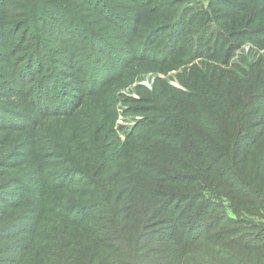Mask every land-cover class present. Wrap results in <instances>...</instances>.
Here are the masks:
<instances>
[{
	"label": "rangeland",
	"instance_id": "rangeland-1",
	"mask_svg": "<svg viewBox=\"0 0 264 264\" xmlns=\"http://www.w3.org/2000/svg\"><path fill=\"white\" fill-rule=\"evenodd\" d=\"M110 1L126 7L122 11L130 19L133 35L140 41L153 26L168 24L174 18H171L172 11L177 15L181 10L191 11L186 26L178 30L182 35L178 40L180 44L173 48L170 56L164 57L166 59L163 55H156L163 40L150 48L152 53L147 59L138 60L124 55L130 50L123 43L126 36L121 31H115L109 23L90 21L93 23L90 31L100 29L113 48L119 47L117 53L129 62L120 78L98 93L86 96L80 105L78 103L73 116L46 113L45 105L53 108L57 100L66 105H75L90 64L83 67L80 56H70L68 44L57 45L54 38L49 40L48 36L41 34L44 36L41 44L45 48L32 57L31 71L30 67L27 69L28 62L24 64L25 67L22 66L21 77L26 80L18 84L17 88L21 89L9 97H0V110H7L9 117L15 120V124H11V128H14L12 131L0 130V196L11 202L5 219L0 221V227L11 221H20L23 217L37 220L35 223L25 222L31 224L29 231L34 234L22 236L27 239L23 246L28 245L29 241L34 243L31 250L34 257L3 256L0 257V264H55L53 257L41 256L45 247L56 240L59 248L63 232L55 218L56 213L51 212V207L47 205L48 200L52 196L69 197L71 190L67 188L70 187L77 193L87 189L84 181L78 182L80 178L86 180L84 176H70L65 181L72 171V162L80 163L82 169L90 173L87 161L91 159L92 148L101 154L108 152L109 160L115 161L124 144L142 145V132L147 130L139 128V124L156 112L171 115L172 119L167 118L168 122L174 121L178 125L188 119L191 111L200 113V106L192 108L200 99L205 107L221 103L222 112L231 110L237 104V93L232 91H237L238 81L245 78L247 73L250 86H245L243 92L256 97L254 111L257 114L253 116V121L261 123L258 130L264 131V0H149V6H143V0L139 4L137 0ZM179 2L181 4L176 6ZM12 9H16V6H12ZM145 11L149 12L138 16V13ZM41 17L42 22L50 21L49 15ZM36 23H40L39 19ZM203 23H207L206 26ZM200 26L203 37L206 36L204 29L209 28L208 39L204 43L198 40ZM63 28L67 29V25L59 28L56 37ZM225 36L238 45L227 63L212 53L213 48H221ZM65 37L67 42L74 40L72 34ZM0 41H3L2 37ZM28 41L33 42V38L29 37ZM2 49L0 44V52L4 53ZM26 50L23 48L17 56H27L29 50ZM57 52L62 54L56 56ZM6 54L0 58V72L4 74L9 73L4 69ZM98 67L101 69L102 64L98 63ZM110 68L103 72V79L109 77ZM0 84L14 87L7 79L0 80ZM219 87L223 88L220 90ZM218 93L224 96L223 100L216 97ZM38 102L39 107L36 105ZM216 110L221 112L220 109ZM152 129L169 131L161 126ZM80 149L84 155L82 157H79L80 152L78 155L74 153ZM71 153L74 159L68 156ZM68 159L71 163L67 162L70 161ZM18 179L23 183L16 184ZM45 179L51 184H47ZM6 185L9 188H5ZM53 185H56V192L48 190ZM10 194L11 199L7 197ZM247 195L233 196L225 191L219 193L218 198L208 196L212 202L206 211L204 209L197 214L196 228L193 232L188 228L183 234L186 246L183 247L177 238L161 245L160 239H166V236L156 235L155 239L159 241L157 245L154 241L148 245L161 247L164 252H148L147 257L156 259L155 264H165L162 259L168 258L173 259L172 264H216L219 259L216 253L223 250L243 259L245 264H264V206L254 209V200L249 198V193ZM4 205V202L0 203L1 208ZM40 207L44 209L41 215ZM2 215L0 211V218ZM191 233L194 234L189 241ZM19 239L22 238L0 242V248ZM191 241L193 243L190 244ZM226 241L231 244L228 245ZM113 258L118 261L124 259ZM14 259H17L16 263H12Z\"/></svg>",
	"mask_w": 264,
	"mask_h": 264
},
{
	"label": "trees",
	"instance_id": "trees-1",
	"mask_svg": "<svg viewBox=\"0 0 264 264\" xmlns=\"http://www.w3.org/2000/svg\"><path fill=\"white\" fill-rule=\"evenodd\" d=\"M137 1L139 4L142 0ZM143 3V6H149L151 1L143 0ZM179 4L181 2L176 6ZM12 6H16V9H12ZM123 9H126L124 5L114 4L110 0H0V37L3 38L0 44L4 50V53L0 52V58L7 52L4 69L9 71L8 74L0 72V80L7 79L14 85L13 87L0 84V97H9L21 89L17 86L26 80L21 77L24 64L28 62L27 69L30 67L31 71L32 57L45 48L41 44L44 38L41 34H45L49 40L54 38L57 45L68 44L70 56H80L83 59V67L90 64L79 88L75 105L59 103V100L53 108L45 105L46 113L73 116L78 103L80 105L86 96L98 93L120 78L129 62L117 53L120 51L119 47L113 48L100 29L90 31L92 22L109 23L115 31H121L126 36L123 43L127 44L130 51L124 55H131L138 60L147 59L152 53L150 48L159 40H163L156 55L167 58L173 48L180 44L178 40L182 35L178 30L183 25L186 26L191 11L181 10L178 15L172 11L171 18H174L168 24L153 26L140 41L133 35V29L129 26L130 19ZM147 12L149 11L140 12L138 16ZM43 15H49L50 21L42 22ZM38 19L40 23H36ZM206 24L203 23L204 26ZM65 25L67 29L63 28L56 37L59 28ZM208 29H204L206 36L203 37L201 26L199 27L198 40L201 43L207 41ZM71 34L74 40L67 42L65 36ZM29 37L33 38V42L28 41ZM236 46L238 47L225 36L221 48H213L212 53H216L219 60L227 63ZM23 48H27L29 54L18 57ZM84 51L86 54H83ZM61 54L57 52L56 56ZM98 63L102 64L101 69ZM109 66L110 75L103 79V72H106ZM237 86V91H232L237 93V104H234L231 110L227 108L228 111L222 112L221 103H212L205 107L200 99L192 107L200 106V113L191 111L187 115L188 119L178 125L174 121L168 122L167 118L172 119L171 115L156 112L139 124V128L147 130L142 132V145L124 144V147L119 149L115 161L109 160L108 152L101 154L96 148H92L91 159L87 161L90 173L83 170L80 163L72 162V171L65 181L70 176H84L86 180L80 178L78 182L84 181L87 189L77 193L71 187L67 188L71 190L69 197L56 198L50 195L52 197L47 205L51 207V212L56 213L55 218L63 232L59 248L56 240L45 247L41 256L53 257L56 259L55 264H155L156 259L147 257L148 252L155 254L164 251L161 247H149L148 244L154 241L157 245L159 241L155 236L160 235L166 236V239H160L161 245L177 238L183 247L186 246L183 234L189 229L193 232L196 228L197 214L204 209L206 211L212 202L208 196L218 198L219 193L226 191L231 192L233 196L247 197L249 193V198L254 200V209L263 207L264 131L258 130L261 123L256 124V121H253V116L257 114L254 111L256 97L251 93L245 95L243 92L245 86H250L247 73L245 78L238 81ZM219 88L221 90L223 87ZM42 94L45 96V93ZM216 97L219 100L224 99L221 93ZM36 105L39 107V102ZM11 124L14 125L15 120L9 117L8 111L0 110V130L12 131L14 128H11ZM153 126L168 128L169 131L152 129L155 128ZM79 152V157L84 156L81 149L75 150L74 153L78 155ZM71 155L72 153L68 154L70 159H74ZM67 162L71 163V160ZM123 167L125 169L122 170ZM18 180L16 184L23 183ZM45 180L47 184H51V181ZM62 185L67 187L63 183ZM6 186L5 188H9ZM55 187L56 185H53L48 190L56 192ZM7 197L11 199L12 195ZM1 202L5 205L0 207L3 212L0 221L5 219L7 210L11 207L7 198L0 196ZM39 209V215L43 214L44 209ZM27 221L35 220L23 217L20 221H11L0 227V242L22 238L1 247L0 257H34L31 251L34 243L29 241L28 245H22L27 242V239L22 237L23 234H34L29 231L31 224H25ZM193 234H190L189 241ZM192 241L189 243H193ZM226 242L231 244L230 241ZM216 254L219 255L216 264H245L243 259L223 250ZM113 257L124 259L118 261ZM162 260H165V264H172L173 261L169 258ZM16 262L17 259L12 261Z\"/></svg>",
	"mask_w": 264,
	"mask_h": 264
}]
</instances>
